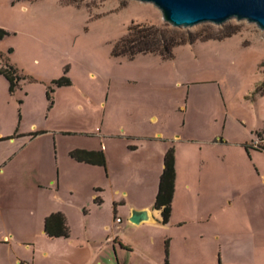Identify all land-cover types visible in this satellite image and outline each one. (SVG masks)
Returning <instances> with one entry per match:
<instances>
[{
  "label": "rangeland",
  "instance_id": "obj_1",
  "mask_svg": "<svg viewBox=\"0 0 264 264\" xmlns=\"http://www.w3.org/2000/svg\"><path fill=\"white\" fill-rule=\"evenodd\" d=\"M139 24L201 40L175 48L170 60L143 54L132 60L113 57L114 44ZM0 29L10 34L0 42V52L23 78L21 88L11 95L8 81L0 76V139L23 134L15 145L0 142V204L7 230L15 234L12 247L0 246V264H14L31 254L37 264H51L53 257L44 254L69 245L85 249V254L76 256L79 264L91 259L118 264L113 245L106 242L116 233L110 206L136 201L155 206L166 146L160 139L176 136L173 143L228 140L230 144L217 150L209 146L221 161L239 168L226 191L244 192L242 199L233 198L231 211L209 210L215 211L209 228L193 229L203 232L208 241L203 257L197 251L193 262L203 264L216 256L213 261L220 264L217 235L228 264L254 257L253 247L255 253L264 243V223H257L252 215L264 213V184L256 181L248 164L255 172H264V150L251 148L260 152L255 154L240 144L248 140L253 144L264 132V31L237 19L176 28L164 22L156 6L133 0H0ZM10 49L13 54L8 55ZM64 77L70 86L52 84ZM51 88L53 106L47 99ZM41 130L46 134L29 142ZM123 135L136 138L127 140ZM102 141L116 166L112 180L103 170L68 165L71 149L92 150ZM128 145L138 150L131 153ZM22 148L23 153L9 164ZM215 169L217 164L212 163ZM222 190L218 183L215 191ZM97 197L106 205L91 212ZM59 201H65L72 216L73 237L68 243L47 239L43 229L45 214ZM34 209L35 219L24 221ZM20 222L27 224L25 231ZM114 224L121 240L135 249L122 256L121 264H156L162 256L164 262L169 260L170 237H165L163 228L131 226L121 214ZM5 234L2 226L0 241ZM96 247L102 255L90 258L89 250Z\"/></svg>",
  "mask_w": 264,
  "mask_h": 264
},
{
  "label": "crops",
  "instance_id": "obj_2",
  "mask_svg": "<svg viewBox=\"0 0 264 264\" xmlns=\"http://www.w3.org/2000/svg\"><path fill=\"white\" fill-rule=\"evenodd\" d=\"M41 135L42 134L33 136V138H31L29 142L39 139ZM22 136L23 134L17 133L14 136H12L11 140L9 139L8 140L10 143H13L15 145L17 143L16 140L18 138H21ZM122 137H124L127 140L136 138V136L134 135H125V136L123 135ZM144 138L148 140L149 139L154 140L151 137H144ZM177 138L178 137L176 136L170 139L168 138L160 139L161 141H164L163 143H166V146L163 147L161 158H160L161 164H159V169H158L159 184H160V176L163 174V170H164L165 155L167 151L169 150V148L171 147L174 148L175 158H176L175 159V169H176L175 192L173 194L171 218H170L169 223L168 224L162 223L161 212L154 210L153 208L154 206L141 205V203L138 201L133 202L131 205H126L125 202L121 204H117V202H115V204H111L110 206V208H112V213L114 215L113 216L114 222L112 225H113V228L115 229L114 232L116 233H112L111 235L107 236L106 242H109L111 245H113L117 253L116 256L118 259V264H121L122 256H124L127 251H135L132 245L121 240L120 238L121 236L117 234L118 228L116 227L114 223L116 222V218L118 214H121V216L128 218V224H130L131 226L143 227L145 225H149L150 227H154V228H161V229L163 228V230H165L164 232V235H166L165 237H170L169 238L170 239L169 240L170 257L168 260L169 264H195V262H193L192 259L196 258L197 251L199 252V254L202 255V252L204 251L203 248L204 247L208 248L207 246L208 241L203 232L198 233V232H195L193 229L198 226L209 228V224L212 225V223H210V220H213V216L215 213V211L212 212L209 210H220V211H225V212L231 211L232 209H234L236 200L242 199L244 197V194H243L244 192L241 191L240 188H237V193L235 194H229L226 191L227 187L232 186L233 177H235L236 175H239V171H238L239 168H237V166L235 165L230 164L229 162L221 161L219 157L213 154L214 153L213 149L212 147L209 146L211 144L213 147H215L214 150H217V147L220 145L230 144L228 140L222 137H217L215 140L208 142L207 144H205L204 142H199V143L194 142L190 144L180 143V142L173 143V142H177L175 141V139ZM3 141H0V142H3ZM249 142L250 141L248 140L240 145H243L245 148L246 145L251 144ZM127 149L129 150V152L133 153L138 150V146L128 145ZM22 150L23 148L21 149V151H19V153L14 154L9 164H12V162H15L17 160L20 154L23 153ZM72 150L73 149H71L70 151ZM82 150H91V149H82ZM251 150L255 154L260 153V152H255L253 149ZM91 151H104L106 155L107 166L101 167V166H93L87 163H78L74 161V159H72L70 156H69L68 165L74 169H80L84 171L89 170L90 172H93L95 170H100V171L103 170L106 172L105 173L106 176L110 180H112V174L115 171L116 166L113 164L112 159H110L107 144L104 141H102L97 148H94ZM209 154L211 155L209 156ZM255 154L252 155V159L254 160L256 159ZM69 155H70V152H69ZM121 157L122 156L118 157L119 163H121L123 160V158L121 159ZM212 163L217 164V169L212 170ZM256 165H257L256 162H254V166ZM248 168L250 169V173L253 174V176L254 175L256 176V181L259 182V184H264V172L258 168H257L258 171L255 172L253 166H250L249 164H248ZM218 183L221 184V188L223 189L222 192L215 191L216 185ZM240 184L242 183H239L237 186H239ZM99 188H100L99 189L100 191L103 190L101 186ZM158 191H159V185H158L157 190L154 191V194L156 195ZM229 197H232V199L230 200ZM233 198H236V200ZM228 199L229 201H226ZM96 200L100 201V203H96L95 201L94 205H92L93 206L92 209H90L91 212L93 210L95 211V209L102 207L103 205H106L105 203H103V200H101L100 197H97ZM218 200H219V203L217 202ZM59 202H61V204H59V206L55 205L53 208H51L45 214L44 217L47 218L53 213L64 214L67 218V224L70 228V237L55 239V238H49L46 234L45 236L47 239L53 240L55 242L68 243L71 241V238L73 237V232L71 231V224H70L72 216H71V213L69 212L68 207L64 205L65 201H59ZM136 210L148 211L149 220L139 225L132 224L130 222V218L132 216V212ZM252 215H254V218L257 221V223L261 225L264 223V213H254ZM15 218L23 219V217H20V216L19 217L17 216ZM34 219H35V209L32 212L31 217H24L23 220L26 221V220H34ZM19 225H20V228H23V230L25 231L27 224H23L22 222H20ZM2 226L5 229L6 234L3 235L2 241H0V246L4 244L11 246L12 245L11 241L14 238L15 234L7 230L4 209H3V206H1L0 204V233H1ZM43 229H44V225H43ZM105 229L108 230L109 226H105ZM250 234L251 236H255L257 233L251 229ZM214 239H217L218 241L217 243H218V250L220 253V264H228L227 262L224 261L223 246L222 244L219 243L220 242L219 235H217V237H214ZM27 243H30L28 245L33 247V242L28 241ZM21 244L25 245L23 243ZM73 245H74V242H73ZM81 247L83 246L69 245V248L64 247L63 249L56 250V251L51 250L45 253L44 255L46 258L53 257L51 258V261H53L51 264H57L55 262H58L59 264H79V262H77L76 256L77 255L81 256L82 254L86 253L85 249H81ZM253 248L255 249V247ZM94 249L95 248H92L91 250H89L90 258L92 257L91 255H93V257L95 258H100V256L102 255L101 250L98 249L97 247L95 250ZM254 249H253L254 257L246 258L242 260V262L239 264H264V243H260V245L256 247L255 253H254ZM11 251H13L14 253L17 252V250H14V249H12ZM163 257L164 256L157 259L155 263L163 264L164 262ZM214 258H216V256H210V259L212 260L205 262L203 264H215L213 261ZM19 262H29L30 264H37V260H35V257L32 260V254L29 258H23V259L17 258L14 264H19ZM82 264H102V263L100 262L98 263V261L94 262V260L91 259L88 262L86 261V263H82Z\"/></svg>",
  "mask_w": 264,
  "mask_h": 264
},
{
  "label": "trees",
  "instance_id": "obj_3",
  "mask_svg": "<svg viewBox=\"0 0 264 264\" xmlns=\"http://www.w3.org/2000/svg\"><path fill=\"white\" fill-rule=\"evenodd\" d=\"M20 1L36 2L38 0H16V2ZM9 35L7 31L0 29V42ZM189 37L190 39L173 32H167L156 25L139 24L130 27L128 33L114 44L112 55L113 57H126L130 60L140 54L157 55L163 60H170L174 57L175 48L188 44L193 45L196 41L201 40L200 38H192L191 35H189ZM10 54H13L12 49L8 52V55ZM261 67L264 71V63H262ZM0 76H3L8 81V89L11 95H13L17 89L21 88L23 78L19 74V70L10 63L8 56L2 52H0ZM52 84L62 88L70 86L71 81L64 77L53 81ZM53 90L54 89L51 88L47 93V99L52 101V106L53 99L50 92L53 93ZM40 134L43 135L46 134V132L38 131L32 134V136ZM8 139L11 140L12 137L2 138L0 141ZM251 148V145L245 146L247 151ZM262 150L264 149H261V151ZM70 157L78 163H87L101 167L107 166L104 151L72 150L70 152ZM175 159V150L171 147L165 155L164 170L163 174L160 176L159 191L156 196L155 206L153 207L154 210L161 212L163 224H168L171 218L173 194L175 192ZM96 203H100V201L96 200ZM44 231L49 238L70 237V228L67 224V218L62 213H53L47 217L44 222ZM164 264H169L168 259L165 260Z\"/></svg>",
  "mask_w": 264,
  "mask_h": 264
},
{
  "label": "water",
  "instance_id": "obj_4",
  "mask_svg": "<svg viewBox=\"0 0 264 264\" xmlns=\"http://www.w3.org/2000/svg\"><path fill=\"white\" fill-rule=\"evenodd\" d=\"M156 6L165 23L194 28L203 23L222 25L231 19L256 24L264 31V0H133ZM149 220L148 211H133L132 224Z\"/></svg>",
  "mask_w": 264,
  "mask_h": 264
},
{
  "label": "built area",
  "instance_id": "obj_5",
  "mask_svg": "<svg viewBox=\"0 0 264 264\" xmlns=\"http://www.w3.org/2000/svg\"><path fill=\"white\" fill-rule=\"evenodd\" d=\"M259 140L253 142V144H251L252 148L254 150H261L264 149V132L261 134H258ZM120 221V219H118ZM19 264H30L29 262H19Z\"/></svg>",
  "mask_w": 264,
  "mask_h": 264
}]
</instances>
